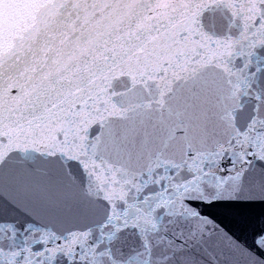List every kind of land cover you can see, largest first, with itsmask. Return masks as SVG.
<instances>
[{
	"label": "snow or ice",
	"instance_id": "1",
	"mask_svg": "<svg viewBox=\"0 0 264 264\" xmlns=\"http://www.w3.org/2000/svg\"><path fill=\"white\" fill-rule=\"evenodd\" d=\"M0 264H264V0H0Z\"/></svg>",
	"mask_w": 264,
	"mask_h": 264
}]
</instances>
